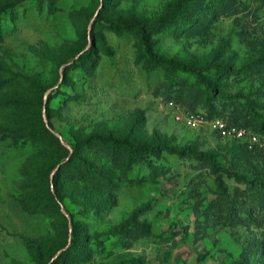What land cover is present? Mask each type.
Listing matches in <instances>:
<instances>
[{"label":"rangeland","instance_id":"rangeland-1","mask_svg":"<svg viewBox=\"0 0 264 264\" xmlns=\"http://www.w3.org/2000/svg\"><path fill=\"white\" fill-rule=\"evenodd\" d=\"M0 264H264V0H0Z\"/></svg>","mask_w":264,"mask_h":264},{"label":"built area","instance_id":"built-area-1","mask_svg":"<svg viewBox=\"0 0 264 264\" xmlns=\"http://www.w3.org/2000/svg\"><path fill=\"white\" fill-rule=\"evenodd\" d=\"M191 120L201 119L197 118L194 114L191 115ZM211 126L218 131L222 137L230 140H244L251 146L259 144L260 137L250 129L228 126L222 119H214L211 121Z\"/></svg>","mask_w":264,"mask_h":264},{"label":"trees","instance_id":"trees-1","mask_svg":"<svg viewBox=\"0 0 264 264\" xmlns=\"http://www.w3.org/2000/svg\"><path fill=\"white\" fill-rule=\"evenodd\" d=\"M155 59H157L158 61H161L163 63H166V64H170V65H173V66H176V67H182V68H185V69H189L187 66H181V64H179L178 62H175L173 60H170V59H164L160 56H154ZM47 107V106H46ZM223 119V118H220V117H213L212 119ZM228 126H236V127H241V128H246V129H250L252 130L254 133L258 134L255 129L251 128V127H248L249 125H244V124H238V123H235V122H231V121H228L226 119H223ZM46 131H48L47 129H45ZM235 140V139H234ZM143 150L145 151H148L149 148L148 147H143ZM254 183H258V181H255ZM132 223L131 222H127V223H123L121 225H118L116 228H115V232H127L130 230V228L132 227ZM27 245L29 247V249L31 250L32 254L34 255V257H36L39 261L43 262L44 260V257H43V253H42V248L41 246L34 240H28L27 241Z\"/></svg>","mask_w":264,"mask_h":264},{"label":"water","instance_id":"water-1","mask_svg":"<svg viewBox=\"0 0 264 264\" xmlns=\"http://www.w3.org/2000/svg\"><path fill=\"white\" fill-rule=\"evenodd\" d=\"M47 102H48V95H47L46 98H45V108H46V106H47Z\"/></svg>","mask_w":264,"mask_h":264}]
</instances>
